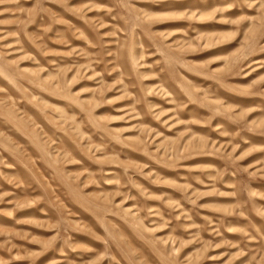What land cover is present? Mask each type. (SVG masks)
<instances>
[{"label":"rangeland","instance_id":"obj_1","mask_svg":"<svg viewBox=\"0 0 264 264\" xmlns=\"http://www.w3.org/2000/svg\"><path fill=\"white\" fill-rule=\"evenodd\" d=\"M0 264H264V0H0Z\"/></svg>","mask_w":264,"mask_h":264}]
</instances>
